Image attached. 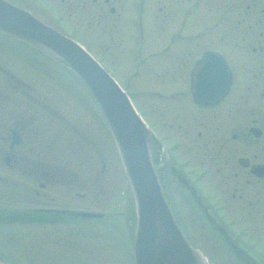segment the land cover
I'll list each match as a JSON object with an SVG mask.
<instances>
[{"label":"rangeland","instance_id":"1","mask_svg":"<svg viewBox=\"0 0 264 264\" xmlns=\"http://www.w3.org/2000/svg\"><path fill=\"white\" fill-rule=\"evenodd\" d=\"M47 1L49 3L44 1L43 4L44 11L40 6L41 9H37L32 2H22V6L47 25L87 47L130 93L162 146L165 136L171 135L166 126L167 118L174 119L191 110L188 101L172 103L164 100L170 94L181 92L184 85L182 77L179 80L180 60L191 61L198 51L215 47L224 50L232 61H237L241 51L238 42L241 41L236 37L248 25L258 29L255 25L257 19L253 16H239L245 11L241 0H227L226 6L225 0ZM139 3L143 4L141 16ZM221 35L222 38L234 36V43L225 45ZM0 43L5 46L6 55L17 50L22 54L23 62L29 68L25 76L42 80V94L52 95L60 109L66 111L69 108L75 116V124L84 125L86 136L92 145H96L93 148L75 137V148L77 144L83 147L75 150L74 157L84 158L82 167L91 176L87 182L89 186L77 189V184L82 185L84 179V172H81L67 200L60 197L59 201L68 203L66 201L70 200L72 208L105 213L101 220L45 214L40 215L38 221L21 218L18 214L22 212L28 217L26 211L35 209L36 205L25 201L31 199L25 198L20 188L0 185V262L135 264L132 241L135 208L130 195L128 197L129 185L119 153L97 103L75 74L56 59L29 47L16 44L14 50L9 43ZM5 58L15 66L14 60L8 56ZM75 131H79L76 126ZM177 137V132L171 136L173 141ZM98 154H101L99 158ZM74 169L76 173L79 170L76 165ZM201 169L202 166L198 171ZM167 181L180 224L190 243L212 264H248L227 246H220L217 242L222 243L221 237L214 230L197 224L200 223L198 209L180 189V176H173L168 168ZM77 193L86 194L87 198H78ZM257 193L258 189L252 191L254 200L259 197ZM32 200L33 203L37 201ZM219 215L225 222L232 217L228 210ZM9 216H14V220ZM237 227L225 231L226 237L246 233L247 237H254L256 233L258 239L263 238L258 228L245 230L241 229L242 226ZM257 260L264 262V258Z\"/></svg>","mask_w":264,"mask_h":264},{"label":"flooded vegetation","instance_id":"2","mask_svg":"<svg viewBox=\"0 0 264 264\" xmlns=\"http://www.w3.org/2000/svg\"><path fill=\"white\" fill-rule=\"evenodd\" d=\"M6 1L27 11L22 2L37 5L35 0ZM142 3H139L140 16ZM226 3L227 0L225 6ZM241 5L245 11L239 16H253L258 29L248 25L236 37L241 41L237 61L215 47L198 51L191 61L180 60L179 80L182 77L184 85L181 92L170 94L164 100L188 101L191 110L177 118H167L171 135L165 136L164 151L169 173L180 176V189L198 209V224L216 230L226 226L229 230L237 226L260 230L263 238L258 239L256 233L254 237L243 235L249 239L244 243L246 248L239 247L241 243L235 237H226L238 257L248 264H257L253 255L264 258V0H241ZM225 37L222 38L225 45L234 43V36ZM0 42L9 43L14 50L16 44L24 46L2 33ZM208 51H220L228 60L231 86L227 70L219 69L221 64L199 63ZM19 54L17 50L6 55L5 46L0 43V167L3 168L0 182L12 188L18 184L22 195L31 199L25 201L36 205L29 210L33 215L58 203L59 195L68 197L79 179L74 167L80 164L74 158V115L70 110L60 109L52 95L42 94V80L25 76L29 68ZM6 56L16 62L15 66L7 62ZM199 64L196 77L192 78ZM83 126H76L79 133H85ZM174 132L178 137L173 141ZM200 166L202 169L198 171ZM82 178V185L77 184V189L87 187L89 175ZM250 188L253 193L258 189L256 200ZM165 190L170 194L167 185ZM76 195L87 198L86 194ZM222 197L229 200L223 201ZM32 199L38 202L33 203ZM227 210L232 217L224 223L219 214Z\"/></svg>","mask_w":264,"mask_h":264},{"label":"water","instance_id":"3","mask_svg":"<svg viewBox=\"0 0 264 264\" xmlns=\"http://www.w3.org/2000/svg\"><path fill=\"white\" fill-rule=\"evenodd\" d=\"M0 31L62 60L83 80L97 100L118 145L136 203V263L208 264L198 251L189 246L175 224L150 160L149 133L146 126L127 94L109 73L79 44L2 0ZM202 62L227 64L226 59L218 53L205 56ZM228 69L230 74V68ZM153 152L161 184L165 187L167 185L169 189L166 152L158 140ZM168 196L181 226L171 195ZM78 215L86 218L97 217L94 214Z\"/></svg>","mask_w":264,"mask_h":264}]
</instances>
